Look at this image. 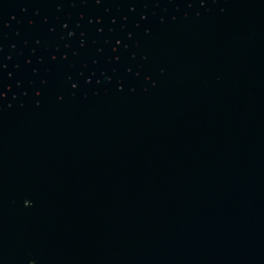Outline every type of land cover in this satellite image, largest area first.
<instances>
[{
  "label": "water",
  "instance_id": "water-1",
  "mask_svg": "<svg viewBox=\"0 0 264 264\" xmlns=\"http://www.w3.org/2000/svg\"><path fill=\"white\" fill-rule=\"evenodd\" d=\"M0 264H264V0H0Z\"/></svg>",
  "mask_w": 264,
  "mask_h": 264
}]
</instances>
